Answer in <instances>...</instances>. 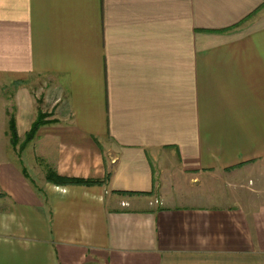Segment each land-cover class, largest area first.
<instances>
[{
    "label": "crops",
    "instance_id": "obj_1",
    "mask_svg": "<svg viewBox=\"0 0 264 264\" xmlns=\"http://www.w3.org/2000/svg\"><path fill=\"white\" fill-rule=\"evenodd\" d=\"M0 264H264V0H0Z\"/></svg>",
    "mask_w": 264,
    "mask_h": 264
},
{
    "label": "trees",
    "instance_id": "obj_2",
    "mask_svg": "<svg viewBox=\"0 0 264 264\" xmlns=\"http://www.w3.org/2000/svg\"><path fill=\"white\" fill-rule=\"evenodd\" d=\"M46 119H47V115H44L42 113L39 114L30 132L27 134V139H26L27 142L31 141L36 136L39 129L44 124H46ZM10 131H11V136H12V142L16 146L19 143V136L17 133L16 122L14 119L11 120ZM48 180L56 185H65V186L66 185L91 186V185H96L100 183L98 181H93V180L60 177L52 171L48 175Z\"/></svg>",
    "mask_w": 264,
    "mask_h": 264
},
{
    "label": "rangeland",
    "instance_id": "obj_3",
    "mask_svg": "<svg viewBox=\"0 0 264 264\" xmlns=\"http://www.w3.org/2000/svg\"><path fill=\"white\" fill-rule=\"evenodd\" d=\"M39 83V84H38ZM37 86L40 87V85L44 84V82L42 80H40L38 82ZM41 91V89H39ZM41 95V94H40ZM41 102H43V99L41 98L40 99V102L39 103V106H41ZM40 114V113H39ZM253 175L251 172H245L243 174V181H242V186L240 183H237V184H227L226 186L222 185V188L223 190L220 191V195H221V198H227L231 195H234V194H246L247 192L251 191L253 188L256 187L255 183L252 181V182H248V179L251 178ZM254 177V176H253ZM226 194V195H225ZM227 196V197H226ZM227 198V199H229Z\"/></svg>",
    "mask_w": 264,
    "mask_h": 264
}]
</instances>
